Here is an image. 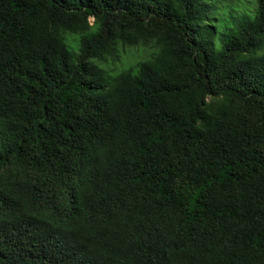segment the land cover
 Masks as SVG:
<instances>
[{"label": "trees", "instance_id": "obj_1", "mask_svg": "<svg viewBox=\"0 0 264 264\" xmlns=\"http://www.w3.org/2000/svg\"><path fill=\"white\" fill-rule=\"evenodd\" d=\"M220 1L0 0V264H264V0Z\"/></svg>", "mask_w": 264, "mask_h": 264}, {"label": "rangeland", "instance_id": "obj_2", "mask_svg": "<svg viewBox=\"0 0 264 264\" xmlns=\"http://www.w3.org/2000/svg\"><path fill=\"white\" fill-rule=\"evenodd\" d=\"M254 4V3H253ZM220 15L223 13H228L227 8L230 9V7L234 8H245V7H251V3L248 2V0H222L220 1ZM141 51V50H140ZM139 50L137 49H122L120 52V62H115L113 59H110L105 65H102L104 69L109 70H115L119 69L124 66V63L126 61H130L133 58H138V56L141 54ZM110 75H113L109 73Z\"/></svg>", "mask_w": 264, "mask_h": 264}]
</instances>
